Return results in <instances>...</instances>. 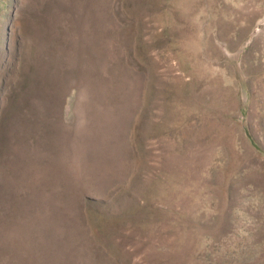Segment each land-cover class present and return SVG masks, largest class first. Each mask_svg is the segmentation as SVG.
Here are the masks:
<instances>
[{
    "label": "rangeland",
    "instance_id": "374dc122",
    "mask_svg": "<svg viewBox=\"0 0 264 264\" xmlns=\"http://www.w3.org/2000/svg\"><path fill=\"white\" fill-rule=\"evenodd\" d=\"M0 264H264V0H0Z\"/></svg>",
    "mask_w": 264,
    "mask_h": 264
}]
</instances>
